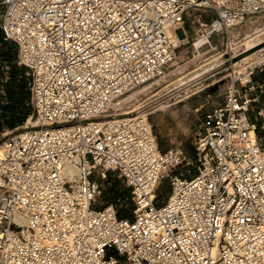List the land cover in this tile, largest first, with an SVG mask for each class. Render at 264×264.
I'll return each instance as SVG.
<instances>
[{
  "label": "built area",
  "instance_id": "built-area-1",
  "mask_svg": "<svg viewBox=\"0 0 264 264\" xmlns=\"http://www.w3.org/2000/svg\"><path fill=\"white\" fill-rule=\"evenodd\" d=\"M192 10L230 33L264 0H0V111L25 83L36 120L0 131L15 133L0 142V264H264V62L206 113L194 157L105 110L165 74L179 50L167 29ZM69 160L77 179L62 176ZM113 173L130 193L98 205Z\"/></svg>",
  "mask_w": 264,
  "mask_h": 264
},
{
  "label": "rangeland",
  "instance_id": "rangeland-1",
  "mask_svg": "<svg viewBox=\"0 0 264 264\" xmlns=\"http://www.w3.org/2000/svg\"><path fill=\"white\" fill-rule=\"evenodd\" d=\"M255 20L257 19L247 20L242 26H240L241 28L238 26L231 33H227L225 31H217V33H215L210 38L211 43L207 44L205 49L206 53L204 57L210 58L211 56L219 54L218 56H220L221 58L220 66L213 73L208 75L199 86L194 87L192 89L194 91H191L189 94L188 92H183L181 94L183 96L182 97L183 99L188 95L191 94L193 95V93L200 91L199 93L193 95L190 99L178 105L179 109L182 110L183 112V116L186 118V125H187L186 129H181L179 131L180 133L179 145L178 143L173 144L171 142L172 137L170 136L169 129L164 128L163 126L159 125V123L157 122L158 116H160L163 113V111L157 110L159 108L156 107L158 104L163 102H167V104H174L178 101L179 99L178 96L175 95L176 97L174 96L172 98L166 99L169 88H164V87L163 89L160 88V90L159 89L155 90L154 94L153 93L152 95L150 94L149 96L150 98L151 96H155V95L156 96L153 97L152 100H149L147 102V105L149 104L148 106L151 105V107L148 108L147 110L156 111V113L152 114L153 116L150 115L149 118L151 122L153 121L152 123L155 126L154 128L155 133L159 137L160 148L163 152H168L169 150L172 149H180L188 153L190 157H194L195 155L194 141H195V137L199 136L203 132V128H202L203 119L207 112L212 110L214 107L219 106L225 100L227 96V92L231 85L232 78L234 76L236 77L241 76L239 74L237 75L236 73L237 70H240L238 64H242L244 59L252 55H255L252 57L254 60H257L258 57L264 55V42L251 50H247L248 48L242 45L243 43H239L242 40V38L245 36L246 32L252 33L255 31L256 26L264 25V17H261V19L258 18L259 20L258 23H254ZM215 22H217V16L215 15V13L210 11H193L187 15L185 21V27L188 30L191 43L186 46H183V48H189L188 51L189 55L187 58H184L183 60H179L181 56L180 54L182 52V48L181 49L179 48L178 50L179 65H177L176 67L170 70L171 72L176 71V73H173L172 75L169 76L168 78L169 81L172 79L171 82L173 83L176 82L175 80H178L179 78L188 77L192 75L195 72V70H197L200 66H202L205 63L202 62L203 58L195 59L196 55H195V50L193 48V44L201 36L208 35L206 34L207 29H211L214 26ZM234 41H236V43ZM261 63L263 62L258 61L253 66H250L248 69L250 70L253 67L260 65ZM181 66H182V70L180 71L178 69ZM261 78L264 79V76H261ZM23 85L25 86L26 90L29 92V98H31L30 90L27 88L25 83H23ZM174 86H171V88H174ZM199 87L200 89L197 90L196 88ZM149 97L144 98V101L150 99ZM178 106H173L168 108L169 110L168 116L171 120V124L175 123V120L172 117V113H173L172 111L174 109H178ZM27 107L30 109V112L26 117H24V113L22 110H20V117L17 116V119L24 118L23 119L24 121L18 123L14 129L6 128L5 132L9 133L15 130V133H17V129L21 130L24 126H26L27 120L34 114L33 108H31V106L29 107L28 105ZM261 107L264 108V96L262 97V103L260 104V106L253 108L252 116L254 118ZM125 108L126 109L123 110H127V107ZM115 113L117 112H114V114ZM110 115L112 114L110 113ZM8 116L12 117L14 115L10 112L4 114L3 111H0V123H4L7 119L6 117ZM257 120L261 122V119L257 118ZM260 130H261L260 132L261 135H264V129H260ZM15 133L10 134L7 137L3 136V134L0 133V142H2L4 139L12 137ZM196 170H197L196 166H190L184 169H180L178 172L180 174H184V176L189 178L196 174ZM189 171H191V173H189ZM72 176L76 177L77 174L72 175V173H68L67 175L68 178L70 177L73 178ZM104 185H105V190L102 197L98 200V205H100L101 203L117 202L120 196L117 197L116 200H114L113 195L115 193H118L119 191H121L123 195H125V197H127L130 193V191L126 187L125 181L121 179L119 177V174L117 173H113L109 177V179L106 182H104ZM171 191H172L171 182L170 180H167L161 185L158 191L159 193L158 203L162 204L164 202L162 198H167L170 195ZM117 204L121 213H123L127 217H133L134 205L131 200L118 202Z\"/></svg>",
  "mask_w": 264,
  "mask_h": 264
},
{
  "label": "bare ground",
  "instance_id": "bare-ground-1",
  "mask_svg": "<svg viewBox=\"0 0 264 264\" xmlns=\"http://www.w3.org/2000/svg\"><path fill=\"white\" fill-rule=\"evenodd\" d=\"M193 11H204V10H192V11H189L188 14H190ZM261 17H264V14L257 15L256 18L251 17L248 20L257 19V20H255L254 23H258L259 22L258 18L261 19ZM246 21L238 24L237 27L242 26ZM237 27H235L233 30H235ZM222 29H223V24H221L217 18V22H215L214 26L211 29H207V31L209 34H211V33H213V31H216V32L217 31H223ZM167 35L171 39V41L177 46V48H180V49L182 48V52L180 54L181 56H180L179 60H183L184 58H187L189 55L188 54L189 48H183V46L190 44L191 41H190L188 30L185 27V22L184 23H178L172 27H169L167 29ZM210 38L211 37L209 35L201 36L193 44V48L195 50V55H196L195 59L203 58L202 62H205V63L202 66H200L197 70H195V72L192 75H190L188 77L179 78L178 80H175L176 82H173V83L171 82L172 79L170 81L168 80L170 75H172L173 73H176V71L171 72L170 70L172 68L176 67L177 65H179L178 53H177L175 59L170 64L167 65L166 72L164 75L146 83L145 85H143L141 87L136 88L134 91L124 95L122 98H120L114 102H111L107 106V108H105V110L106 111L108 110V113H111L112 115L109 114L107 116L108 117L123 116L124 118H131L132 115H136V113H137V115H140L144 119L147 128H149V131H150L154 141L156 142L158 151L163 152L160 148L159 137L155 133V129H154L155 126L152 123L153 121L151 122V120L149 118V116L156 113V111H151V110H150L151 112L148 111L147 109L150 108L151 105L148 106L149 104L147 105V102L149 100H152V98L156 96V95L151 96V98L149 97L150 94L151 95H152V93L154 94L155 90H158V89L160 90V88L163 89V87L169 88L166 99L172 98L175 95L178 96L179 99L174 104H167V102H163V103H160L156 106L157 108H159L157 110L163 111V113L160 116H158L157 122L159 123V125L163 126L164 128L169 129L170 136L172 137L171 142L173 144L178 143V145H179V143H180L179 131L181 129H186L187 125H186V118L183 116V112H182V110L179 109L178 105L181 104L182 102L190 99L193 95L199 93L200 91L193 93V95L192 94L188 95L183 99H182L183 96L181 94L183 92H188V94H189L191 91H194V90H192L194 87L199 86L208 75L213 73L220 66L221 58H220V56H218L219 54L211 56L210 58L204 57V55L206 53L205 52L206 46H207V44L211 43ZM234 42L236 43V41H234ZM263 42H264V25L263 26L258 25V26H256L254 32H252V33L246 32L245 36L242 38V40L239 43H243L242 45L246 46L248 48L247 50H251ZM253 56H255V55H252V56L244 59L242 64H238V66L240 67V70H237L236 73H237V75L238 74L241 75L239 78H242L244 82L250 80V72L255 67H253L250 70L248 68L250 66H253L258 61L264 62V55L258 57L257 60H254L252 58ZM178 70L181 71L182 66L179 67ZM170 72H171V74H170ZM177 76H179V75H177ZM174 78H176V77H174ZM169 83H171V84H169ZM171 86H174V88H171ZM196 89L198 90V89H200V87L196 88ZM147 97H149L150 99L144 101V98H147ZM173 106H178V109H174L172 111L173 112L172 117L175 120V123L171 124V120L168 116V114H169L168 108L173 107ZM125 107H127V110H123V109H126ZM120 111H122V112H120ZM170 111H171V109H170ZM114 112H117V113L114 114ZM113 120H111V121H113ZM104 123H105V121H101V122H99V125L101 126ZM29 124L30 125L36 124V120H33L30 117ZM92 124H94V123H92ZM252 135L254 137L255 133L253 132ZM2 150H3V146H0V152H2ZM172 150L183 151L180 149H172ZM172 150H169V151H172ZM78 169L79 168L77 167V165L72 164L71 160H69L68 162H65L64 164H62V176L66 177L68 175V173H72V175H74V174L78 175V173H79ZM72 177L73 178H71V177L70 178L71 179H77V176L76 177L72 176ZM161 183L163 184V182L160 180L159 183L156 184V186H158V188L155 186V188H157V191H159V189L162 185Z\"/></svg>",
  "mask_w": 264,
  "mask_h": 264
},
{
  "label": "trees",
  "instance_id": "trees-1",
  "mask_svg": "<svg viewBox=\"0 0 264 264\" xmlns=\"http://www.w3.org/2000/svg\"><path fill=\"white\" fill-rule=\"evenodd\" d=\"M19 89H20V91H19L18 96L15 97L13 94H11V99L13 100L14 97L16 99H15V102L14 101L13 102L11 101L10 106L7 107V108L10 109L11 111H13L14 105L16 103L18 105V108H14V111L13 112L20 114V110H22L23 113H24V117H26L29 114V112H30V109L27 107V103L29 102V99H30L29 98V92L26 90V88H25V86L23 84H20ZM23 119L22 118L21 119L20 118L17 119L15 117L14 118H11V119H8L7 118L5 125H1L0 124V131L3 128H5V127H10V128L15 127L17 125V123L23 122L24 121ZM121 195H123V193L121 191H119L118 193H115L113 195V199L116 200L117 197H119ZM120 216L121 217H127L126 215H124L121 212H120Z\"/></svg>",
  "mask_w": 264,
  "mask_h": 264
}]
</instances>
